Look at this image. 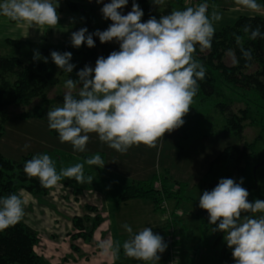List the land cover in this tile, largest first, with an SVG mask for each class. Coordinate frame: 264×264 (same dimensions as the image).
Returning a JSON list of instances; mask_svg holds the SVG:
<instances>
[{
  "label": "clouds",
  "instance_id": "1",
  "mask_svg": "<svg viewBox=\"0 0 264 264\" xmlns=\"http://www.w3.org/2000/svg\"><path fill=\"white\" fill-rule=\"evenodd\" d=\"M151 2L160 9L167 0ZM127 4L128 0L103 3V18L111 21L106 30L89 33L84 27L71 34L75 48L84 44L94 47V36L102 44H119L118 51L97 58L94 68L85 65L79 70L78 79H66L62 105L47 111L49 129L58 133L61 143L71 144L75 152L87 150L91 134L120 154L134 146L157 147L166 133L183 126L198 92V81L206 76L204 65L194 53L197 46L201 52L212 47L215 22L222 19L216 5L211 6V13L210 5L204 2L142 21L144 12L136 0L131 11L122 14ZM235 4L253 13L262 11L257 0H235ZM58 7L59 0H0V16L36 29H55L60 20ZM243 33L249 40L264 39L259 27L245 25ZM235 39L244 60L251 61L252 49L244 47V37L235 35ZM50 56L64 73L70 74L76 67L70 62L71 52L52 51ZM33 58L48 62L38 51ZM105 164L95 153L57 171L51 156L39 153L25 162L23 171L29 178H38L44 188H52L64 178L78 184L92 183L94 177L85 175V165L102 169ZM242 183V178L240 183L220 179L211 191L200 194L199 207L208 213V223L214 225L212 232L224 234L235 264H264V200L249 201L250 193ZM23 216L24 201L19 195L0 197V232L15 226ZM123 227L129 238L122 245L98 242L102 254L118 255L122 247L125 256L143 264L160 260L168 246L161 235L151 227L137 233L127 224Z\"/></svg>",
  "mask_w": 264,
  "mask_h": 264
},
{
  "label": "rangeland",
  "instance_id": "2",
  "mask_svg": "<svg viewBox=\"0 0 264 264\" xmlns=\"http://www.w3.org/2000/svg\"><path fill=\"white\" fill-rule=\"evenodd\" d=\"M80 2L79 0H59V7L57 9L60 14L59 25L55 29H36L30 27L28 24L17 23L0 16V52L1 54H16L23 60H27L31 54L35 52L37 46H56L61 43V38L64 40L67 32H59V28L66 29L67 25H80L84 21V16L78 12H72L67 7V2ZM188 5L180 6L175 0H167L166 6L158 8L153 6L154 12L158 18L161 15L168 14L173 9H184L188 6H195L199 4V0H185ZM83 3L91 2L96 7L97 14H102L101 8L103 3L110 2V0H103V3H97L96 0H83ZM218 6L217 10H227L226 7L231 6L235 11L231 10L229 14L232 20L238 14L245 15H261L264 16V0H257L262 5L260 13H253L235 4V0H216ZM152 3V2H151ZM194 4V5H193ZM210 5V4H209ZM241 9V10H240ZM240 11V13L238 12ZM121 12H127V8H123ZM228 24L227 21H218L215 23V28L218 29L221 25ZM63 30V29H62ZM4 38L16 39L21 42L19 49L9 46L3 42ZM206 52V50L204 51ZM223 61L227 65L235 63V55L232 50L225 52ZM258 68L256 63L252 64L250 68L245 70V73H253ZM59 69V68H58ZM60 70V69H59ZM71 78V73L67 74L60 70L58 80L55 85H49L46 94L48 98L54 99L52 105L46 108H55L62 105V100H57L55 97L65 94L67 89L64 87V81ZM221 89L222 97L230 100L233 98L232 110L237 111L243 109L246 104L250 105V119L254 118L255 122L247 119L243 122V138L238 140L233 134L227 130L221 129L224 123V117L214 109L209 107H199V103L194 99L189 113L184 117L185 123L178 128L177 131L185 130L186 138L175 139L177 158L172 159L173 168L177 169L179 180L187 182L185 194L190 197L189 200H184L179 205H183L186 210H190L187 215L183 216L184 225L179 227L176 235L180 239L179 250L183 249L181 254H177V264H190L191 260L194 264H215L217 261V254L213 248V240L219 232H208L205 234L198 219L194 216V211L197 210V203L200 194L209 189L199 185L200 180L206 173L211 160L227 145L242 146L243 141L252 142L256 137H259L257 143L253 147V151L248 155L245 162V167L242 174L238 175L237 183L243 180L242 186L246 188L250 195L249 201L255 199L264 200V99L258 98L252 91H243V95H236L232 88H227L224 84H217ZM78 92V88L73 93ZM245 95V96H244ZM38 103V99H34L29 106L12 105L8 108L9 118L5 123V134L0 140V150L4 156L11 159H18L23 155L31 153L33 155L39 153H46L56 162L57 171L61 168L74 165L77 162H83L84 158H79L77 153L73 150L71 144L61 143L58 135H52L48 127L47 116L42 119L30 118L21 120L16 115L24 110L30 109L33 105ZM206 135H202V134ZM174 134V133H173ZM171 136V134H168ZM25 145H29L25 148ZM91 144L87 148H91ZM98 148L106 144L98 145ZM78 156V157H77ZM85 175H93V182L95 184L85 183L78 184L73 179L64 178L56 186L52 187L46 195H32L25 191H20V197L24 201V216L23 220L29 224L39 235V243L36 248L37 252L44 256L49 262L56 264H78L75 259L76 255L69 260H65L64 256L72 243L69 232L72 230L71 218L75 215H81L84 211L86 203L95 204L99 207L100 212H103L106 221L110 219L109 215L115 217V220L123 217L128 225L136 231L138 225L144 224L147 211L139 210L132 200L127 201L122 205L120 210L113 209L114 195L119 192L122 187L114 185L111 180L105 182L95 172L99 168L89 167L85 165ZM204 169V170H203ZM200 170H203L202 172ZM173 184V183H172ZM171 183L169 186L173 187ZM81 188V191L76 193L75 189ZM169 206L173 199H170ZM112 202L107 206V202ZM144 203H147L144 201ZM145 210V209H144ZM152 212V211H151ZM157 211V215H161ZM161 217V216H160ZM125 230V229H123ZM165 238L164 231L159 228L153 230ZM95 233V232H94ZM94 235V234H93ZM123 243L124 240L118 239ZM117 240L115 242H117ZM75 244L84 243L81 239L73 241ZM195 251V253H193ZM167 256V250L160 254V260L155 264H163L164 258ZM70 257V255H69ZM121 259V258H120ZM118 260L117 262H119ZM122 261V259H121ZM116 262V264H117ZM126 264H143L132 258L124 259Z\"/></svg>",
  "mask_w": 264,
  "mask_h": 264
},
{
  "label": "trees",
  "instance_id": "3",
  "mask_svg": "<svg viewBox=\"0 0 264 264\" xmlns=\"http://www.w3.org/2000/svg\"><path fill=\"white\" fill-rule=\"evenodd\" d=\"M67 2V7L72 12H78L84 16V21L74 26L70 32V38L62 41L59 45L54 46H37L41 57H47L48 62L43 59L34 60V53L27 60H23L16 54H1L0 52V140L5 134V123L9 118L8 108L12 105L29 106L34 99L38 103L30 109L24 110L16 115L17 118L24 120L30 118L42 119L45 117L46 108L53 104L54 99L48 98L46 90L49 85H55L58 80L60 70L52 62L50 53L52 51L71 52V63L75 68L71 73L72 79H78L76 73L83 69L85 65L95 67L97 58L107 57L112 51L119 50V44L115 41L101 43L98 37H93L95 46L87 47L86 44L75 48L71 44V34L81 28L86 27L89 33L96 30H106L111 24L110 20H105L103 15L100 17L96 12L93 3ZM180 6L184 7L185 0H175ZM200 3L207 2L215 5L216 0H199ZM133 3V0H132ZM144 12L142 21H147L150 17L157 14L154 12L151 0H136ZM122 12V14H127ZM11 21V20H10ZM251 25L253 29L259 27L264 34V16L245 15L237 16L230 24L220 26L213 37L212 47L206 52H201L199 46L194 53V58L199 60L206 69V76L203 80L198 81L199 89L195 100L199 107H209L214 109L224 117V123L221 129L229 131L238 140L242 141L244 124L243 122L250 119L251 107L246 104L243 109L232 110L233 98L227 100L222 97L220 87L217 85L224 84L227 88H232L236 95H243V91H252L258 98L264 99V39L257 38L249 40L243 33V27ZM244 37V47L252 49L253 59L245 61L242 57L240 47L236 43L235 35ZM3 42L9 46L19 49L21 42L16 39L4 38ZM232 50L235 55V63L227 65L223 61L226 51ZM256 63L258 68L253 73H245V70ZM77 92L73 93L75 96ZM245 96V95H244ZM63 101V95L55 97ZM251 120V119H250ZM251 122H255L254 118ZM52 135H58L54 130H50ZM202 135H206L205 133ZM179 138H186L185 130L179 131ZM259 137L252 142L243 141L242 146L227 145L224 147L209 163L208 169L200 180L201 187H207L211 191L222 178H231L237 181L238 175L242 174L248 155L253 151ZM93 155V154H92ZM91 155H84L85 158ZM102 156V155H101ZM33 154L23 155L20 160L11 159L3 155L0 150V197L9 194H17L20 191L28 192L32 195H46L51 188H44L38 178H29L23 171L24 164L31 159ZM174 185L173 187L169 184ZM187 182L171 178L166 170L155 173L149 179L137 180L126 185L119 191L115 197V207L118 208L123 202L132 199L149 200L154 205V210L165 213V201L173 199L177 204L190 197L185 194ZM80 187L75 189L78 193ZM85 211L81 215H75L71 218L72 230L68 233L71 239H81L85 243L93 241V234L104 221L103 213L95 204L86 203ZM170 218L167 220L166 229L173 227L174 244H178L176 231L179 220L174 213H169ZM251 215V214H250ZM259 216L260 214H255ZM200 223L202 231L207 234L214 225L208 223V213L199 207L194 214ZM223 233L219 232L213 240V248L217 254L215 264H235L231 249L226 245L223 239ZM72 241L70 247L75 251L79 248ZM39 243L38 233L23 219L15 226L0 232V264H51L44 256L36 250ZM123 260L117 264H126ZM194 264V263H193Z\"/></svg>",
  "mask_w": 264,
  "mask_h": 264
},
{
  "label": "crops",
  "instance_id": "4",
  "mask_svg": "<svg viewBox=\"0 0 264 264\" xmlns=\"http://www.w3.org/2000/svg\"><path fill=\"white\" fill-rule=\"evenodd\" d=\"M185 4L188 5L187 1H185ZM211 6L212 5H210L209 7V13H211L212 11ZM226 8L227 10H222V9L218 10L222 15V19L220 21H227V23L230 24L234 21V19L237 16L241 15V14L236 15L232 20L228 22V19H230V16H229L230 13L228 12H230L231 10L235 11L236 9H234L231 6H228ZM217 9H218V6H217ZM238 12L240 13L239 10ZM64 26L66 25H63L62 27L63 30L61 28H59L58 30L59 32H62V31L65 33L67 32L65 37H68L69 39L70 32L72 28L76 25H73V26L67 25L66 29H64ZM68 39L66 38V40ZM60 41L61 42L65 41L64 37L61 38ZM177 130L178 129L174 130L171 133H166L163 139H161L158 142V145L155 148H148L144 145L134 146L130 148L129 151L125 154H120L116 152L115 150L109 148L108 146L106 148H103L104 146H101V148H98L99 147L98 145L103 144V143L99 141L98 137L95 134H91L90 140L88 143L92 145L91 148H87V150L83 153H79V152H76V153L79 156V158H82V159L83 158L86 159L84 155H92L95 153H99L100 155H102V158L104 159L106 164L104 168L102 169L99 168V171L98 172L96 171L95 173L98 176H100L101 179L105 177L104 178L105 182H107V180L109 179L114 185H120L122 189L126 185L134 181L149 179L155 173L161 172L163 170H166L171 178L175 180H179V176H178L179 173L177 169L173 168L172 166V159L177 158V153H176L177 151L175 148L176 147L175 139L177 138V135H179V131ZM168 134H171V136ZM203 170H200V171L202 172ZM86 171H93V169L85 170V173ZM92 176H94V174ZM93 183L95 184L94 190H96L97 187L99 186H97V183L95 182ZM117 193L114 195V204H115V197ZM132 201L135 202V206L137 209L139 210L143 209L144 212L147 211V214L145 216L146 220L142 221V223L144 224L140 223L136 231L133 233H137L145 227H151L152 230L156 228L161 229L162 231H164V234L166 235L167 234L166 223H167L168 213L172 212L177 217V219L179 220L178 222L179 224L178 226H176V228L177 227L179 228L184 225L183 216L187 215L190 212V210L189 211L186 210L183 207V205L177 204L175 200H173L174 202H172L171 207H170L169 202L171 200H169V202L165 201L164 203V206L166 207L165 213H162L161 215H157V211L154 210V205L151 201L145 200V199H132ZM144 201L147 203H144ZM111 203L112 202L109 201L106 204L108 206ZM126 203L127 201L121 203L118 208L114 207L113 209L120 210L122 205ZM195 212L196 210L193 213L195 214ZM122 216L123 217L115 220V217H113L112 219V216L109 215L110 219L106 221L105 214L103 213L104 221L95 231L93 235V241L87 244L80 242V245L77 244L79 248L78 251H75L71 247H67L66 249L68 250L65 253H62L66 255L64 256L65 260L67 261L69 260V258L72 259L76 255L75 259L79 262L78 264H116L118 260L120 261L121 259L123 260L122 257H124V259L125 257L127 258V256H125L123 253L122 247H121L119 254L115 256L111 254H108V255L102 254V250L98 247V242L102 240L115 242L117 238L121 240H126L129 238V233L126 230H123L125 229L123 226L127 224L128 222L126 220L124 221V215ZM176 237L178 240V244H176V247L178 250L177 254H180V252L182 254L184 253L183 249L179 250L180 239L177 235ZM117 242H119L122 245L121 241L117 240ZM166 250H165V253H166ZM193 253H195V251ZM166 259H167V256L164 258L165 262H163V264H166ZM65 263L67 264L68 262H65ZM193 263L194 261L191 260L190 264H193ZM51 264L53 263L51 262Z\"/></svg>",
  "mask_w": 264,
  "mask_h": 264
},
{
  "label": "built area",
  "instance_id": "5",
  "mask_svg": "<svg viewBox=\"0 0 264 264\" xmlns=\"http://www.w3.org/2000/svg\"><path fill=\"white\" fill-rule=\"evenodd\" d=\"M127 8V11H131L132 8V0H128V4L125 6ZM170 214H167V220L171 219ZM173 227H170L167 231V234L165 235L164 241L168 245L167 246V259L166 264H177V247L174 244L175 236H173Z\"/></svg>",
  "mask_w": 264,
  "mask_h": 264
}]
</instances>
